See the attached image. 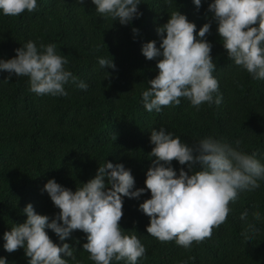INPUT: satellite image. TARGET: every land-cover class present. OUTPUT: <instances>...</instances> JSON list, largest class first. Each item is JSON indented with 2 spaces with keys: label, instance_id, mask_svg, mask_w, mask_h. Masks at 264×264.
<instances>
[{
  "label": "trees",
  "instance_id": "trees-1",
  "mask_svg": "<svg viewBox=\"0 0 264 264\" xmlns=\"http://www.w3.org/2000/svg\"><path fill=\"white\" fill-rule=\"evenodd\" d=\"M210 2L202 0L197 8L192 0L170 4L142 0L141 15L129 24L102 18L91 0H37L32 12L0 14V59L14 57L15 50L29 40L38 49L41 44H55L68 60L66 67L87 84L85 90L65 85L66 96L36 95L29 90L27 76L13 74L5 80L9 73L0 71V256L8 264H28L30 259L22 247L11 253L3 248V233L26 220L23 208L31 203L50 220L59 212L42 191L48 179L75 191L107 160L131 170L134 189L145 187L153 159L148 154L154 146L153 128L164 125L189 145L207 136L233 146L239 141V148L264 166V80L253 79L228 57L208 10ZM177 10L196 24L195 31L210 23L204 39L211 44L216 65L212 74L218 80L221 103H203L197 109L181 97L179 105L148 112L141 93L157 75L160 57L146 59L141 48L150 40L159 47L157 28ZM99 57L113 59L115 68H101ZM171 164L177 174L180 168L189 172L187 163L180 165L174 159ZM198 168L196 164L193 170ZM148 198L149 190L139 198H122L119 225L123 232L137 235L146 248L137 264H264V183L258 191L239 192L235 203L229 204L226 220L212 229L210 237L188 248L147 234L150 218L139 204ZM256 212L259 221L254 219ZM241 214L246 218L241 219ZM46 231L54 243L67 242L73 248L75 260L67 257L68 264H94L82 248L86 233L74 230L59 241L52 230Z\"/></svg>",
  "mask_w": 264,
  "mask_h": 264
},
{
  "label": "clouds",
  "instance_id": "clouds-1",
  "mask_svg": "<svg viewBox=\"0 0 264 264\" xmlns=\"http://www.w3.org/2000/svg\"><path fill=\"white\" fill-rule=\"evenodd\" d=\"M91 2L102 18L111 17L121 24H129L141 15L138 5L142 0ZM192 2L199 8L202 0ZM164 3L170 4L171 0ZM36 7L37 0H0V14L6 16L32 12ZM208 10L231 61L253 79L264 80V0H211ZM195 29L196 24L185 14L173 11L167 22L157 28L159 47L155 40L142 45L146 59L160 57L157 75L147 81L148 87L141 93L146 111L160 112L162 106L179 105L181 97L197 109L203 103L220 105L218 80L212 74L216 65L210 54L211 44L204 39L210 23ZM15 51L14 57L0 59V71L9 73L5 80L13 74L27 76L29 90L36 95L66 96L65 85L70 83L82 90L87 88L66 67L68 60L59 54L55 44H41L38 49L29 40ZM98 64L103 69L115 68L113 59L99 57ZM150 143L154 146L148 154L153 159L146 171L145 187L134 189L131 170L107 160L99 164L94 177L75 191L54 178L48 179L42 191L47 192L59 212L50 220L28 203L22 210L26 220L3 233V248L11 253L22 247L30 258L28 264H68L67 257L75 260L73 248L67 242L54 243L46 229L52 230L59 241L81 230L86 233L83 251L94 264H137L146 248L137 235L123 232L119 225L123 197L139 198L149 190L150 198L139 204L150 218L147 234L188 248L210 237L212 229L226 220L229 204L235 203L239 192L258 191L260 183H264V166L254 155L241 150L239 141L233 146L221 138L207 136L189 145L161 125L159 130H151ZM174 159L180 165L187 163L191 174L184 168L177 174L171 164ZM196 164L199 168L193 170ZM245 218L246 214H241V219ZM254 219L261 220L259 212ZM0 264H8L6 257L0 256Z\"/></svg>",
  "mask_w": 264,
  "mask_h": 264
}]
</instances>
